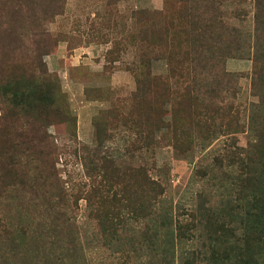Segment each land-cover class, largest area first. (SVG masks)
<instances>
[{
  "label": "rangeland",
  "instance_id": "obj_1",
  "mask_svg": "<svg viewBox=\"0 0 264 264\" xmlns=\"http://www.w3.org/2000/svg\"><path fill=\"white\" fill-rule=\"evenodd\" d=\"M263 6L264 0H0V84L15 87L18 78V88L34 85L46 94L28 107L0 96V264H181L191 249L202 252L208 242L201 220L180 238L166 237V225L150 221L148 192L136 218L114 183L95 190L103 181L89 167L96 156L115 159L132 153L129 143H144L135 139V117L127 114L141 69L136 35L153 36L158 22L169 33L206 28L216 35L211 48L226 56L218 65L225 75L204 78L217 92L199 112L201 127L192 125L195 116L184 117L183 105L175 107L186 84L197 81L188 61L173 64L169 74L160 55L142 59L151 77L165 78V102L152 141L144 138L154 143L152 154L141 162L164 187L167 217L223 206L229 191L216 183L229 182L223 174L232 173L224 154L254 140L251 55L255 11ZM184 11L212 22L189 25L180 17ZM172 143H181V151ZM52 174L59 191L47 210L37 185Z\"/></svg>",
  "mask_w": 264,
  "mask_h": 264
},
{
  "label": "trees",
  "instance_id": "obj_2",
  "mask_svg": "<svg viewBox=\"0 0 264 264\" xmlns=\"http://www.w3.org/2000/svg\"><path fill=\"white\" fill-rule=\"evenodd\" d=\"M138 14L140 15H137L136 19L140 22L144 12ZM180 17L185 22H189V25L202 22L201 25L204 26L207 22L208 24L212 22L209 17L203 20L192 18L188 11H184ZM254 23L251 55L254 75L251 89L257 97V102L251 105L248 116V127L254 135V140L246 143L244 147H238L235 143L232 145V151L224 154V166L232 173L223 174V179L228 178L229 182L225 181L223 185L220 179L216 183L217 188L224 189L226 186L225 188L229 191L228 198L224 202L220 200L223 206L212 209L201 207L197 214L180 213L176 218H173L169 211L167 217L166 209L162 206L164 187L157 178L147 173V169L141 162L145 152L152 154L154 143H145L144 138L152 141L153 132L161 123L159 116L165 102V78L159 80L151 77L150 72L144 68L147 60L144 62L142 59L150 52L160 55L167 62L169 74L174 72L173 64L181 66V63L188 61L191 65L190 69L194 68L193 73L197 81H192L191 85L186 84L179 100L175 102V107L178 109V105H183V112L186 113L184 117L190 119L195 116L196 119L192 121V125L201 127L198 120L199 112L204 111L209 104V95L211 93L216 95L215 92H217V87H206L204 78L211 74L215 82L222 78L225 72L219 69L218 65L226 56V53L219 48L216 50L211 48L209 43L211 40L215 41L216 35H207L206 28L201 32L185 28L178 29L177 35L176 31L169 33L166 26L158 22L156 30L152 31L153 36L150 37L149 34H142V32L136 35L137 49L142 57L139 60L141 69L136 78L135 91L131 94L132 104L127 114H133L135 117L132 129L135 139L144 143H129L132 153L119 154L115 156V159L110 156L108 158L102 155L96 156L95 163L89 167V170L103 181L102 185L100 180L101 184L95 190H101L102 186L103 189L105 187L110 189L112 188L110 182L114 183L119 188V195L123 198V202L132 208L136 218L143 216L144 208L141 200L143 192H148L146 207L150 221L160 227L166 225L168 229L166 237L171 233L173 237H182L185 231L191 232L194 222L197 224L198 220L205 224L208 242L205 249L202 252L191 249L188 254H185L181 264H264V6L255 11ZM210 32L212 33V29ZM183 44L186 45L183 46ZM178 76H181V73ZM202 80L204 82H200ZM19 81L17 78V81L12 82V85H16L15 87H8L9 84L6 83L0 84V96L8 94L13 106L24 107L30 106L33 99H44L46 94L41 88L36 90L34 85L18 88ZM196 105H200L201 108L196 109ZM234 119L236 120L232 123L233 127L230 131L233 135L238 132L239 126L237 117ZM172 126H174V119ZM204 129H207V126ZM96 135L99 140L102 135L100 130L97 129ZM176 139H180L178 133ZM96 144L100 145V143ZM181 145V143H172L175 152L181 151ZM106 162L111 166V170L106 169ZM152 169L156 171L158 169L154 162ZM37 186L46 209H51L53 202L56 204L52 194L55 195L59 191L55 175L39 177ZM221 195L220 193L219 196ZM184 215L190 218L183 219L184 222H182V217L179 216ZM49 223L51 224L50 220ZM158 230L157 228L152 233L154 239L158 238Z\"/></svg>",
  "mask_w": 264,
  "mask_h": 264
},
{
  "label": "crops",
  "instance_id": "obj_3",
  "mask_svg": "<svg viewBox=\"0 0 264 264\" xmlns=\"http://www.w3.org/2000/svg\"><path fill=\"white\" fill-rule=\"evenodd\" d=\"M84 49H86V50H87V49H89V48H88V47H84Z\"/></svg>",
  "mask_w": 264,
  "mask_h": 264
}]
</instances>
